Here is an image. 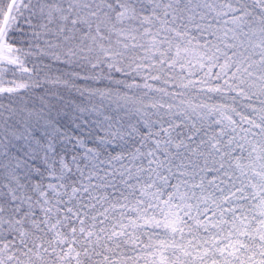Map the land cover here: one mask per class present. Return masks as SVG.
I'll return each instance as SVG.
<instances>
[{"label":"snow or ice","instance_id":"snow-or-ice-1","mask_svg":"<svg viewBox=\"0 0 264 264\" xmlns=\"http://www.w3.org/2000/svg\"><path fill=\"white\" fill-rule=\"evenodd\" d=\"M0 264H264V0H0Z\"/></svg>","mask_w":264,"mask_h":264}]
</instances>
